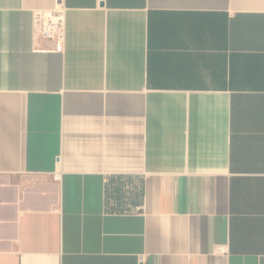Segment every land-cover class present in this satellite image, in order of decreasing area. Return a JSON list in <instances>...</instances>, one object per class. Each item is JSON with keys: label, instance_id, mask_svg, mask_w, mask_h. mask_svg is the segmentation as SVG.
Listing matches in <instances>:
<instances>
[{"label": "crops", "instance_id": "obj_1", "mask_svg": "<svg viewBox=\"0 0 264 264\" xmlns=\"http://www.w3.org/2000/svg\"><path fill=\"white\" fill-rule=\"evenodd\" d=\"M0 264H264V0H0Z\"/></svg>", "mask_w": 264, "mask_h": 264}, {"label": "built area", "instance_id": "obj_2", "mask_svg": "<svg viewBox=\"0 0 264 264\" xmlns=\"http://www.w3.org/2000/svg\"><path fill=\"white\" fill-rule=\"evenodd\" d=\"M35 29L39 36L55 38L58 49L61 50L64 25L60 17L39 13L35 16Z\"/></svg>", "mask_w": 264, "mask_h": 264}]
</instances>
